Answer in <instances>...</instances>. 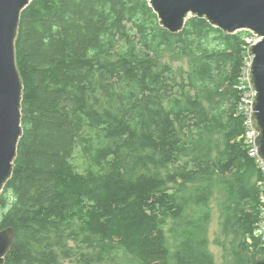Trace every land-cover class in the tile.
Masks as SVG:
<instances>
[{
  "label": "trees",
  "instance_id": "obj_1",
  "mask_svg": "<svg viewBox=\"0 0 264 264\" xmlns=\"http://www.w3.org/2000/svg\"><path fill=\"white\" fill-rule=\"evenodd\" d=\"M252 36L198 16L173 33L149 0L27 6L5 264H216L213 202L225 264H264V171L238 110Z\"/></svg>",
  "mask_w": 264,
  "mask_h": 264
},
{
  "label": "water",
  "instance_id": "obj_2",
  "mask_svg": "<svg viewBox=\"0 0 264 264\" xmlns=\"http://www.w3.org/2000/svg\"><path fill=\"white\" fill-rule=\"evenodd\" d=\"M34 0H0V194L14 172L23 134L24 80L17 63L16 41L23 10ZM161 24L173 33L182 31L193 16L235 33L250 30L262 36L251 46L254 60L250 77L255 88L254 119L258 153L264 160V0H149ZM15 243L13 228L0 230V264Z\"/></svg>",
  "mask_w": 264,
  "mask_h": 264
},
{
  "label": "built area",
  "instance_id": "obj_3",
  "mask_svg": "<svg viewBox=\"0 0 264 264\" xmlns=\"http://www.w3.org/2000/svg\"><path fill=\"white\" fill-rule=\"evenodd\" d=\"M262 36L253 32V36L248 38V45L246 48V58L244 67L237 84V88L240 92V99L238 103V110L243 116V125L245 133L243 135L245 145L249 148V154L256 159L259 166L264 171V160L258 153L257 138L259 131L254 119L253 107L255 101V88L251 81L250 70L254 60V54L251 52V46L257 44L262 40ZM261 187V199H262V217L256 228L257 235L264 238V177L260 182Z\"/></svg>",
  "mask_w": 264,
  "mask_h": 264
},
{
  "label": "rangeland",
  "instance_id": "obj_4",
  "mask_svg": "<svg viewBox=\"0 0 264 264\" xmlns=\"http://www.w3.org/2000/svg\"><path fill=\"white\" fill-rule=\"evenodd\" d=\"M212 220L209 225V249L214 256L216 264H225L224 254H225V246L223 244H227L226 239L221 235L220 228V214L218 212L217 204L213 202L212 204ZM227 246V245H226ZM66 264H71L66 262Z\"/></svg>",
  "mask_w": 264,
  "mask_h": 264
}]
</instances>
